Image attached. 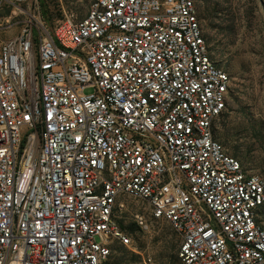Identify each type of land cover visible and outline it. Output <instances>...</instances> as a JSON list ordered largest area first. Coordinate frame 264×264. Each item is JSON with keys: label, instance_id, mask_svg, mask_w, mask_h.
Here are the masks:
<instances>
[{"label": "built area", "instance_id": "built-area-1", "mask_svg": "<svg viewBox=\"0 0 264 264\" xmlns=\"http://www.w3.org/2000/svg\"><path fill=\"white\" fill-rule=\"evenodd\" d=\"M20 4L0 38V264L138 252L128 197L169 222L181 264H264V177L215 137L230 76L195 0H91L52 26L38 0H0V34Z\"/></svg>", "mask_w": 264, "mask_h": 264}, {"label": "rangeland", "instance_id": "rangeland-1", "mask_svg": "<svg viewBox=\"0 0 264 264\" xmlns=\"http://www.w3.org/2000/svg\"><path fill=\"white\" fill-rule=\"evenodd\" d=\"M90 2L38 0L40 14L50 26L64 13L84 16ZM195 6L211 57L230 76L226 108L215 123V137L247 170L264 177V0H195ZM25 9V4L9 8L14 15L1 39L17 33ZM125 204L127 211L119 222L132 234L138 252L117 246L112 263L181 264L179 238L169 222L152 218L142 200L128 197ZM135 210L144 213L146 228L134 224L131 214ZM258 220L264 227V205Z\"/></svg>", "mask_w": 264, "mask_h": 264}]
</instances>
